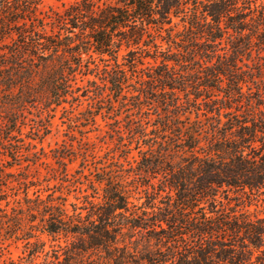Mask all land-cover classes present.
Here are the masks:
<instances>
[{
    "label": "trees",
    "instance_id": "16d2710c",
    "mask_svg": "<svg viewBox=\"0 0 264 264\" xmlns=\"http://www.w3.org/2000/svg\"><path fill=\"white\" fill-rule=\"evenodd\" d=\"M41 1L0 0V200L5 168L25 152L41 159L22 139L31 108L50 122L65 103L108 93L164 110L138 168L157 182L139 191L100 178L103 193L94 187L71 211L55 203L64 197L26 196L58 240L42 264H264V216L241 210L264 197V87L253 90L264 0H75L54 16ZM78 74L96 79L79 86ZM68 154L57 156L66 176ZM25 239L32 261L0 264L44 252L41 237Z\"/></svg>",
    "mask_w": 264,
    "mask_h": 264
},
{
    "label": "rangeland",
    "instance_id": "374dc122",
    "mask_svg": "<svg viewBox=\"0 0 264 264\" xmlns=\"http://www.w3.org/2000/svg\"><path fill=\"white\" fill-rule=\"evenodd\" d=\"M74 1L42 0L40 11L42 16H54V12H63L65 6ZM99 1L101 4L112 0ZM52 27L53 25L47 24L46 30L51 33ZM162 45L163 49L167 47L165 42H162ZM145 61L151 59L145 58ZM262 78V82H256L254 85V91L257 90L256 86L264 87V74ZM87 79L96 77L91 74L82 77L78 74V85L88 86ZM107 94L105 93L106 98H101L102 100L82 96L79 106L75 104V109L70 103H65L63 106L68 110H64L63 106L56 108L50 122L46 119V113H43L42 119L41 114L34 108H31L23 119L22 123L25 124L21 127L22 139L26 143L32 142L36 145L32 152L37 151L41 159L35 161V157L25 152L19 164L5 168L4 172L8 176L4 175L3 198L0 200V261L12 258L30 263L32 258L29 256V245L25 239L28 235H37L45 243L44 252H39L32 264H42L52 255L53 248L58 244L54 237L41 232V216L38 211L29 208L30 205L34 206V202H28L27 195L36 199L39 194L44 200L50 195L52 198L64 197L66 202L57 199L55 203H66V207L71 211L70 203L84 205L85 195H95L94 187L103 193V186L98 182L100 178L114 175L130 189L139 191L144 189L141 182L158 181L157 178L138 175V168L145 162V157L140 151L148 149V139L162 133L159 125L164 110L157 103L149 105L146 101L151 100L145 98L141 99L143 104L145 103L143 108L138 110L133 108L130 100H124L122 103L121 99L113 98L110 102ZM192 118L194 119V115ZM142 130L146 131L145 138H141L138 133ZM65 153H71L64 159L68 163V176L63 172L62 165L57 162V156ZM26 156L34 162L27 161V158H24ZM148 157L153 159L152 154ZM263 199L244 206L241 210L253 217L264 216ZM35 240L36 238H31V241Z\"/></svg>",
    "mask_w": 264,
    "mask_h": 264
}]
</instances>
